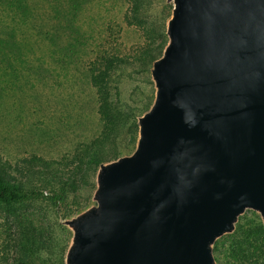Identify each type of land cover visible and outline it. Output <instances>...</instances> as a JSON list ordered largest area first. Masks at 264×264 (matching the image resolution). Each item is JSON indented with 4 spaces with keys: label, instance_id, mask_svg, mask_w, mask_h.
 <instances>
[{
    "label": "water",
    "instance_id": "95a60500",
    "mask_svg": "<svg viewBox=\"0 0 264 264\" xmlns=\"http://www.w3.org/2000/svg\"><path fill=\"white\" fill-rule=\"evenodd\" d=\"M137 149L102 171L74 264H214L210 241L264 216V0H173Z\"/></svg>",
    "mask_w": 264,
    "mask_h": 264
},
{
    "label": "trees",
    "instance_id": "16d2710c",
    "mask_svg": "<svg viewBox=\"0 0 264 264\" xmlns=\"http://www.w3.org/2000/svg\"><path fill=\"white\" fill-rule=\"evenodd\" d=\"M153 2L0 0V106L6 97L26 94L37 65L51 59L60 63L66 85L80 87L82 78L93 89L100 125L95 136L75 142L61 161L30 154L16 163L0 152V264H67L72 231L50 218L101 166L136 149L142 113L117 105L119 92H113L112 82L126 69L147 72L164 55L173 3L156 17ZM129 33L137 40L128 47ZM60 101L66 110L89 103L76 91L65 92ZM212 250L216 264H264V222L258 217L237 222Z\"/></svg>",
    "mask_w": 264,
    "mask_h": 264
},
{
    "label": "rangeland",
    "instance_id": "374dc122",
    "mask_svg": "<svg viewBox=\"0 0 264 264\" xmlns=\"http://www.w3.org/2000/svg\"><path fill=\"white\" fill-rule=\"evenodd\" d=\"M168 2L173 3V0H154L151 8L152 14L159 16ZM136 40L137 37L129 33L125 36L124 43L129 47ZM73 59L77 61L75 57ZM153 67L154 64L147 72H132L131 69H126L115 76L112 82L113 92L116 90L119 92L115 99L117 105L121 108L133 109L136 114L142 113L138 120L139 124L140 119L150 112L157 96L158 88L152 75ZM71 72L74 73V68ZM33 75L26 94L22 96L18 93L16 96L6 97L5 104L0 106V152L16 163L22 158H28L30 154L42 156L49 161H61L62 155L69 151L75 142L87 140V137L89 139L99 132L100 125L96 114L95 98L93 99V89L82 78L80 87L79 83L66 85L60 63L51 59H47L43 66L38 64ZM68 91H76L80 98L85 97L89 103L82 109L66 110L60 99ZM149 104V110L143 112ZM135 150L120 159L130 157ZM117 161L101 166L90 180V183L94 182L96 187L93 188L89 183L80 190L76 197L73 194L68 195L59 207V214L56 218L55 216L50 218L72 231L67 264H74L72 254L80 239L76 224L99 212V200L103 188L102 171L111 168ZM59 167L63 168L61 165ZM42 191L45 196H50L49 188L42 187ZM254 217L264 222L261 212L253 208H245L235 217L227 230L210 241L209 250L214 264L216 260L212 250L213 243L231 233L237 222Z\"/></svg>",
    "mask_w": 264,
    "mask_h": 264
}]
</instances>
